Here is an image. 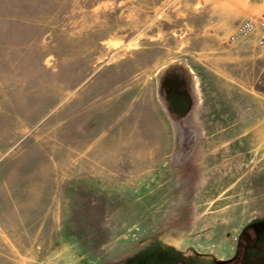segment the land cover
<instances>
[{
    "label": "rangeland",
    "instance_id": "1",
    "mask_svg": "<svg viewBox=\"0 0 264 264\" xmlns=\"http://www.w3.org/2000/svg\"><path fill=\"white\" fill-rule=\"evenodd\" d=\"M264 0H0V264H264Z\"/></svg>",
    "mask_w": 264,
    "mask_h": 264
},
{
    "label": "built area",
    "instance_id": "2",
    "mask_svg": "<svg viewBox=\"0 0 264 264\" xmlns=\"http://www.w3.org/2000/svg\"><path fill=\"white\" fill-rule=\"evenodd\" d=\"M254 35H258L259 48L264 50V12L259 19H245L240 22L231 38L233 41H246Z\"/></svg>",
    "mask_w": 264,
    "mask_h": 264
},
{
    "label": "water",
    "instance_id": "3",
    "mask_svg": "<svg viewBox=\"0 0 264 264\" xmlns=\"http://www.w3.org/2000/svg\"><path fill=\"white\" fill-rule=\"evenodd\" d=\"M232 260H229V261H222V262H219V264H228L229 262H231Z\"/></svg>",
    "mask_w": 264,
    "mask_h": 264
}]
</instances>
